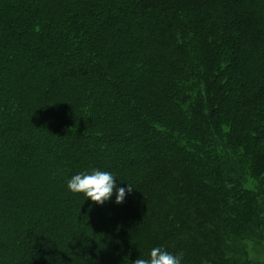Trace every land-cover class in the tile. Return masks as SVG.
<instances>
[{
    "label": "trees",
    "instance_id": "obj_1",
    "mask_svg": "<svg viewBox=\"0 0 264 264\" xmlns=\"http://www.w3.org/2000/svg\"><path fill=\"white\" fill-rule=\"evenodd\" d=\"M92 168L123 202L67 189ZM250 243L264 0H0V264H131L157 246L260 264Z\"/></svg>",
    "mask_w": 264,
    "mask_h": 264
},
{
    "label": "clouds",
    "instance_id": "obj_2",
    "mask_svg": "<svg viewBox=\"0 0 264 264\" xmlns=\"http://www.w3.org/2000/svg\"><path fill=\"white\" fill-rule=\"evenodd\" d=\"M118 176L109 170L92 168L71 175L66 182L67 189L72 193H83L98 204L110 200L115 192V202H123L126 188L117 182ZM132 185L128 183L127 191ZM183 254H174L163 247H153L147 257L140 255L131 264H182Z\"/></svg>",
    "mask_w": 264,
    "mask_h": 264
},
{
    "label": "rangeland",
    "instance_id": "obj_3",
    "mask_svg": "<svg viewBox=\"0 0 264 264\" xmlns=\"http://www.w3.org/2000/svg\"><path fill=\"white\" fill-rule=\"evenodd\" d=\"M102 9H104V5L102 6ZM21 132L25 133V131L23 130ZM246 254L251 262H258L260 264L261 263L264 264V243H257V244L250 243L247 247Z\"/></svg>",
    "mask_w": 264,
    "mask_h": 264
}]
</instances>
